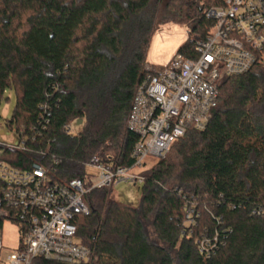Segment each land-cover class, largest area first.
Instances as JSON below:
<instances>
[{
	"label": "trees",
	"instance_id": "obj_1",
	"mask_svg": "<svg viewBox=\"0 0 264 264\" xmlns=\"http://www.w3.org/2000/svg\"><path fill=\"white\" fill-rule=\"evenodd\" d=\"M189 1L178 54L196 58L192 40L207 37L206 12L222 3ZM162 24L153 0H0V104L15 94L7 125L27 149L6 160L51 166L61 183L85 179L98 154L130 166L138 138L128 117L154 73L147 54ZM219 89L207 129H190L146 172L139 208L114 200L112 188L86 197L90 212L76 223L88 264H264V66ZM79 121L78 135L65 130Z\"/></svg>",
	"mask_w": 264,
	"mask_h": 264
},
{
	"label": "built area",
	"instance_id": "obj_2",
	"mask_svg": "<svg viewBox=\"0 0 264 264\" xmlns=\"http://www.w3.org/2000/svg\"><path fill=\"white\" fill-rule=\"evenodd\" d=\"M206 12L213 26L205 39L192 40L196 58L177 54L165 67L146 66L128 117L137 136L130 166H114L96 155L86 163V178L61 183L51 178V166L33 163L25 170L12 166L4 152L23 151L26 144L0 145V264H32L36 259L88 264L91 249L78 237L77 217L90 209L86 197L96 189L126 183L143 185L148 159L166 157L190 129L203 132L218 107L219 83L264 66V0H220ZM65 130L72 132V126ZM60 162L55 156L52 164ZM96 170L90 174L88 170ZM192 223V214L188 215ZM18 226L20 245L5 246L3 224Z\"/></svg>",
	"mask_w": 264,
	"mask_h": 264
},
{
	"label": "rangeland",
	"instance_id": "obj_3",
	"mask_svg": "<svg viewBox=\"0 0 264 264\" xmlns=\"http://www.w3.org/2000/svg\"><path fill=\"white\" fill-rule=\"evenodd\" d=\"M184 0H153V5L158 6L159 21L162 24L151 40L150 49L147 54V65L152 68L167 66L178 54L179 48L189 38L191 27L181 22L186 19L189 9L182 4ZM190 0L189 3L191 4ZM170 6V7H168ZM169 8V9H168ZM193 14V12H191ZM177 22V23H175ZM10 100L4 99L0 104V145L18 146L20 136L16 129L8 127L7 122L12 118L16 105V96L8 90L6 95ZM81 126L72 124V135H78ZM167 156V155H166ZM156 163V160L148 159L147 171ZM90 174H97L96 170H88ZM113 199L130 207L139 208L143 197L142 185L129 186L121 183L113 188ZM3 242L6 247L17 249L20 245L18 226L11 222L3 224Z\"/></svg>",
	"mask_w": 264,
	"mask_h": 264
},
{
	"label": "water",
	"instance_id": "obj_4",
	"mask_svg": "<svg viewBox=\"0 0 264 264\" xmlns=\"http://www.w3.org/2000/svg\"><path fill=\"white\" fill-rule=\"evenodd\" d=\"M78 125H82V121H79V122H78Z\"/></svg>",
	"mask_w": 264,
	"mask_h": 264
}]
</instances>
